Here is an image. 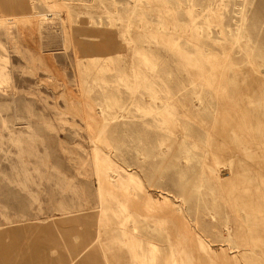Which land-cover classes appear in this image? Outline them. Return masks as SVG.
<instances>
[{
  "label": "rangeland",
  "instance_id": "1",
  "mask_svg": "<svg viewBox=\"0 0 264 264\" xmlns=\"http://www.w3.org/2000/svg\"><path fill=\"white\" fill-rule=\"evenodd\" d=\"M0 264H264V0H0Z\"/></svg>",
  "mask_w": 264,
  "mask_h": 264
},
{
  "label": "bare ground",
  "instance_id": "2",
  "mask_svg": "<svg viewBox=\"0 0 264 264\" xmlns=\"http://www.w3.org/2000/svg\"><path fill=\"white\" fill-rule=\"evenodd\" d=\"M4 22V21H3Z\"/></svg>",
  "mask_w": 264,
  "mask_h": 264
}]
</instances>
